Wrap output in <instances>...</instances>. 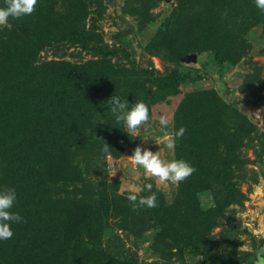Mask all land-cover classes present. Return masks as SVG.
<instances>
[{
  "label": "rangeland",
  "instance_id": "374dc122",
  "mask_svg": "<svg viewBox=\"0 0 264 264\" xmlns=\"http://www.w3.org/2000/svg\"><path fill=\"white\" fill-rule=\"evenodd\" d=\"M257 9L254 0H226L221 10L207 9L216 16L206 24L205 11L192 0H38L34 11L38 19L42 18L36 27L42 42L32 64L70 66L67 74H73L81 65L106 54L120 75L92 78L93 71L88 70V74L75 79L76 90L96 101L98 109L95 126L86 130L89 140L76 143L72 150V169L57 171L42 164V170L46 167L52 173L51 180H45L36 191H27L21 183L11 182L16 172L14 164L8 161L2 168L8 175L1 177L0 185L15 186L18 199L14 210L24 220L12 225L11 238L2 240L6 246L0 264H13L14 256H21V251L24 254L17 264H26L27 259L29 264H260L255 253L264 249V11L258 9V14ZM73 17L78 22L81 19L83 35L72 30L61 35L54 25L68 26ZM34 18L32 14L23 16V26L31 27ZM5 26L9 29L10 23ZM5 26H0V41L7 39L0 46L13 43L10 46L21 47L12 39L14 32L22 33L20 29L24 28L6 30ZM175 47L179 48L178 56L173 52ZM179 77L182 80L173 85ZM45 78L39 76L38 83L29 87L45 88ZM10 83L0 82V140L4 143L19 123L15 118L23 114L17 106L21 99L29 117L37 115L35 108L42 106L26 101L25 88H12ZM102 86L111 88L109 97L119 95L129 102L142 99L148 104L150 120L141 126L140 136L129 135L115 120L107 106V93L100 92ZM200 91L216 95L217 105L211 111L216 109L218 117L214 121L215 117L207 120L198 116L202 132L213 135L216 123L224 121L227 129L222 128L223 123L220 129L231 130L232 148L222 142L200 148L196 144L191 127L182 118V106L184 98ZM221 101L238 112L234 128L231 119L218 111ZM55 103L54 99L45 103L55 108L53 115L57 111ZM8 111H13V119L9 116L12 121ZM161 115L168 118V126L159 124ZM180 126L186 132L170 151L164 138ZM114 136L129 142L136 139V146L158 150L164 159L178 158V153L183 157L217 152L220 160L212 159L216 163L210 170L207 168L211 164L203 159L197 164L198 159L190 158V162L197 177L213 175L211 172L226 167L232 185L221 190L209 176V187H196L190 192L191 205L186 202L188 190L183 181L162 184L133 166L129 155L134 148L117 146ZM44 144L45 153L52 152L49 160L54 163L60 152L57 138ZM146 182H151L152 191L158 193V206L134 207L127 194H147L142 191ZM42 189L44 197L37 193ZM102 194L103 210L93 219L91 212ZM115 203L127 211L121 212ZM218 206L207 238L190 237L200 227L195 214ZM57 207L65 211L63 216L56 217ZM84 218L94 222L82 225L79 231L74 229L75 220ZM174 235L182 240L187 235L189 238L180 246L169 240ZM17 242L20 244L14 251ZM192 245H198L197 249L207 247L212 255L204 260L191 252ZM261 261L264 264V259Z\"/></svg>",
  "mask_w": 264,
  "mask_h": 264
},
{
  "label": "trees",
  "instance_id": "16d2710c",
  "mask_svg": "<svg viewBox=\"0 0 264 264\" xmlns=\"http://www.w3.org/2000/svg\"><path fill=\"white\" fill-rule=\"evenodd\" d=\"M225 1L226 0H192V3L197 4V6L200 7L202 11H205L206 14L204 15L205 17H207L206 24H208L210 23L209 19L214 18L216 14L214 12H208L207 9L221 10V6L225 3ZM235 1L238 0H233V2ZM4 2L5 0H0V5L4 4ZM38 8L42 9V6L39 5ZM259 12L260 11H258V14ZM31 14L35 17L31 27L25 25L23 26L22 17L18 19L10 18V20L12 21L10 22L9 29H7V26L3 27V29L6 30L18 29L22 27L24 28V30L20 29L22 33H16L13 31L14 38L12 40H15L16 42L14 43L20 44L21 47L15 48L13 46H10L13 43H8L6 45L0 46V82H2L3 80L6 83L11 82L10 87L12 88L19 86L24 87L25 92L23 95H25L26 101H30L32 104L41 103L42 106L38 108L39 110L35 108L37 115L29 117L27 113L28 111H26V103L22 99L21 104L17 105L22 110L23 114H21V117L15 118L19 119V123L17 125H14L16 127L13 128L15 132L10 138L12 139V142L9 144L10 139L6 141L7 143H4L3 139L0 140V179L1 177H3V175H8V171L3 170L2 168H4L7 165L8 161H10V164H14L16 171H14L15 176L11 182L13 183L17 181L18 183H21V187L25 188V190L27 191H36L37 189L42 188L40 184H42L45 180H51L52 173H50L48 168H46L47 165L49 168L51 167L52 169L56 167L55 169L57 171L73 168V161L71 157L73 148H75L76 143L88 141L89 138L87 136L88 134L86 130L95 126L96 121L94 120V118L95 116H97L98 109L96 106V101L91 100L90 96H88V98L87 96H85L86 98H84L80 95V93L76 90L74 86L75 84H77L75 82V79L78 76H81L82 73L84 75L88 74L90 72L88 70L93 71L91 72L92 78H107L108 76H118L120 74L116 73L117 68H115L114 65L110 62V59L107 58L106 54H102L100 58L92 60L87 64L81 65L80 68H77L76 70L78 71V74L76 73V71L73 72V74H67L70 71L68 70L70 66L62 67V65L58 66L59 64L53 63L48 66L43 65L42 67L32 64V62H34L35 60L36 52H38L42 42L40 33L36 30V27L39 28V24L42 18L38 19L37 17H39V15L35 11H33ZM46 14L45 16L48 15ZM213 14L214 16H211ZM258 14H255L254 16L258 17ZM45 16L41 15L40 17ZM73 18L75 19L70 20V24L68 26L64 24L60 25L61 27L54 25L61 32V35L67 34L66 31L71 30L72 33L76 32L75 34L78 33L79 36L83 35L84 32L82 30V24L80 23L81 19H79L78 22V18ZM83 29H85L84 22ZM86 35L87 34L85 33L84 37ZM3 39V42H0L6 43L7 38L3 37ZM177 49L179 48L175 47L173 49V52L177 53L178 56L179 51H177ZM48 75H53L54 78L46 80L45 76L48 77ZM39 76L45 78V80L43 81L45 88L29 87V85L31 84L36 85V83H38L37 78ZM182 78H184V76ZM182 78H177L173 85L179 83ZM118 79L120 81L119 77ZM65 81L69 82L70 85L67 86L64 83ZM110 89L111 88H104L102 86L100 92H102V95L107 93L109 97ZM90 91L94 92L92 89ZM11 92L6 96H9ZM216 98V95H214L212 91H200L197 93L194 92V94H191L184 98L186 103L182 106V118L189 124V128L191 127V131L196 137V144H198L199 148L207 147L211 142H214L215 144L222 142L226 144V147L232 148L230 146V142L231 140H234V136H232L231 130H229L228 132H221L220 129V123H223V129H227V126L224 125V121L217 122V127L214 123L216 133L213 135L208 134L206 132H202L198 116L202 115L203 118L207 120H211L210 116L212 118L215 117L214 121L218 119L215 112L216 109H212L211 111V107L217 105ZM50 99H54V102H56L55 104L57 106V111L54 115L53 112L55 108L53 106L46 107L45 104L47 101H50ZM219 107L220 109H218V111L220 112V115L223 113L225 117L230 118L231 123L233 124V127L231 128H234V116H238V112L236 110L234 111V106L224 104L221 101L219 102ZM207 111L211 112L208 113ZM12 112L13 111H8L7 113L9 120L10 118L13 119V116H11ZM105 127L108 128L107 126ZM53 137L57 138V143L60 146L59 156L57 157L56 155V160H54V163L52 162V160H49V155H52V152L48 151L45 153L46 145L44 144L48 143ZM216 153L217 152H214L210 155H205L203 152H201L195 156L183 154V157L178 153V158L182 157L188 161H190V158H195L198 159L197 164L200 163L201 159H203L204 163L211 164V166L207 168V170H210L211 167L216 163L213 162L212 159L220 160L218 159V157L215 156ZM10 155H13L14 157L11 158ZM42 164L46 165L43 170L41 168L43 167ZM226 169L227 168L225 167L222 168L221 171H213L211 172L213 173V175L206 173L201 177H197V173L195 170L190 176L187 177L186 181L182 182V185H187L186 187L188 190V198L186 202H190V204L192 205L193 199L190 192H192L194 188L202 187L211 183L212 181L216 182V184H219L221 190L228 189L232 185V179L229 177V173H227L228 171H226ZM209 176H212V181H210ZM207 187H209V185H207ZM210 188L212 189V191L214 190L211 185ZM39 191L41 192L40 195L44 197V194L46 192L42 189L38 190L37 193ZM213 192L215 193V191ZM104 197V194L97 197L96 200H98V202L97 206L95 207L96 210L93 209V211L91 212V216L93 219L97 218V211L103 210L102 199ZM115 205L116 208L119 209L121 212L127 211V209H125L121 204L115 203ZM219 207L220 206L212 207L210 209L197 212L196 214L195 210L194 212H192L191 216L195 214V221L200 223V227L198 228L197 234H193L190 237L195 236V239H199L200 237L206 236V231L209 227L211 228L213 224L214 217L212 216V214L216 212L218 213ZM194 208L196 209V207ZM56 210V217H59L60 215L63 216V212H65L64 210L59 209L58 207L56 208ZM86 220L88 219L86 218ZM91 221L94 222V220L85 221V218L82 220H75L76 227L74 229H77L79 231L82 229V225L89 226ZM69 224L72 227L74 223H72V221L70 220ZM57 226L59 227V225ZM188 236L189 235L184 236L183 239L187 240V238H189ZM51 237L54 238L53 235ZM205 238H207V236ZM169 240L171 242H176L180 246L184 243V240H182V238L178 235L172 236ZM19 244L20 243L18 242L15 244L14 251L16 250V247L19 246ZM5 246V241L0 240V260L3 256ZM197 246L198 245L191 246V252L193 254H200L204 260L207 259L210 255H212V252H210L207 247L197 249ZM194 248H196V250H194ZM11 251H13V247ZM179 253H181V251H179ZM20 254L22 256L24 254L23 251H21ZM12 256L13 255H11V258H13ZM21 256L15 255V260L13 264H17V261H19ZM29 263L27 259L26 264ZM52 263L53 262H51V264Z\"/></svg>",
  "mask_w": 264,
  "mask_h": 264
},
{
  "label": "clouds",
  "instance_id": "9594fccd",
  "mask_svg": "<svg viewBox=\"0 0 264 264\" xmlns=\"http://www.w3.org/2000/svg\"><path fill=\"white\" fill-rule=\"evenodd\" d=\"M37 2L38 0H5L4 4L0 5V26L8 25L10 18L18 19L30 15ZM254 3L259 10L264 11V0H254ZM107 106L115 120L124 125V131L129 135L134 134V137L139 135L141 126L150 120L149 106L142 99L129 102L119 95H112L107 100ZM159 124L162 127L168 126V118L161 115ZM185 132L186 128L180 126L174 133L167 134L164 138L167 149L174 151L177 139L182 137ZM129 156L133 166L144 169L152 177L158 178L162 184L170 181L178 185L195 171L193 164L182 157L164 159L158 150L153 151L151 148L142 147L139 144ZM152 187L151 182H146L142 191L147 194L139 195L136 192H129L127 199L133 203L134 207H156L158 206V193L152 191ZM16 200L17 190L14 186L0 185V240L11 238L13 236L12 225L24 220V217L14 210ZM255 257L257 261L264 259V249L257 250Z\"/></svg>",
  "mask_w": 264,
  "mask_h": 264
},
{
  "label": "water",
  "instance_id": "95a60500",
  "mask_svg": "<svg viewBox=\"0 0 264 264\" xmlns=\"http://www.w3.org/2000/svg\"><path fill=\"white\" fill-rule=\"evenodd\" d=\"M263 117H264V112H263ZM113 139H114L115 144L117 146L123 147L125 149H132V148H135L136 147V139H134L131 142L126 141L123 138L117 137V136H114ZM260 264H262V261L261 260H260Z\"/></svg>",
  "mask_w": 264,
  "mask_h": 264
}]
</instances>
